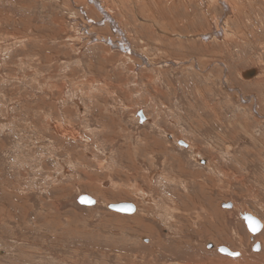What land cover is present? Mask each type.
<instances>
[{
	"label": "rangeland",
	"instance_id": "obj_1",
	"mask_svg": "<svg viewBox=\"0 0 264 264\" xmlns=\"http://www.w3.org/2000/svg\"><path fill=\"white\" fill-rule=\"evenodd\" d=\"M96 1L0 0V264H264V0Z\"/></svg>",
	"mask_w": 264,
	"mask_h": 264
},
{
	"label": "water",
	"instance_id": "obj_2",
	"mask_svg": "<svg viewBox=\"0 0 264 264\" xmlns=\"http://www.w3.org/2000/svg\"><path fill=\"white\" fill-rule=\"evenodd\" d=\"M256 75V71L253 69L251 70H247L245 72L242 73L243 78H252ZM137 117L139 118V121L144 120V117L141 113V111H139L137 113ZM177 144L179 146H181L182 148H187V144H185L182 141H178ZM200 164H205L204 160H199ZM91 201V202H89ZM77 202L80 205H85V206H94L96 204L95 200H93L92 198L86 196V195H80L77 198ZM109 210L120 213V214H126V215H130L133 214L135 212V207L133 204L131 203H118V204H112V205H108L107 206ZM224 207L230 208L231 205H226ZM240 218L242 219V221L244 222V224L247 227V230L249 231V233H251L252 235H255L257 233L260 232L261 228H262V224L261 222L256 219L255 217H253L251 214L248 213H243L240 215ZM254 250H258V246L256 245V247L254 248ZM218 251L221 254L227 255L229 257H237L238 254L237 253H232L230 251H228L226 248L220 247L218 248Z\"/></svg>",
	"mask_w": 264,
	"mask_h": 264
},
{
	"label": "bare ground",
	"instance_id": "obj_3",
	"mask_svg": "<svg viewBox=\"0 0 264 264\" xmlns=\"http://www.w3.org/2000/svg\"><path fill=\"white\" fill-rule=\"evenodd\" d=\"M86 1V0H85ZM90 3H92V4H94V5H96L97 7H99V10L101 9V11H103V12H105L104 11V7H103V5L100 3V4H98V2L96 1V0H88ZM200 1H202V2H204V0H200ZM226 2V1H225ZM226 8V7H225ZM228 10V9H227ZM86 18V17H85ZM120 29V28H119ZM123 32V31H122ZM126 36V35H125ZM128 47V46H127ZM123 50V49H122ZM256 71V70H255ZM256 73H257V71H256ZM240 77L241 78H243V76H242V73H241V75H240ZM144 117V116H143ZM144 120H146L147 121V119H145L144 118ZM75 129V128H74ZM62 134H64V132L62 133ZM72 135V134H71ZM70 138V137H69ZM193 153L194 154H196V152L195 151H193ZM156 211L161 215V219H165L166 220V218L168 217V210L166 209V207L165 206H163L162 204H158V209L156 208Z\"/></svg>",
	"mask_w": 264,
	"mask_h": 264
},
{
	"label": "snow or ice",
	"instance_id": "obj_4",
	"mask_svg": "<svg viewBox=\"0 0 264 264\" xmlns=\"http://www.w3.org/2000/svg\"><path fill=\"white\" fill-rule=\"evenodd\" d=\"M89 202H91V201H89Z\"/></svg>",
	"mask_w": 264,
	"mask_h": 264
}]
</instances>
